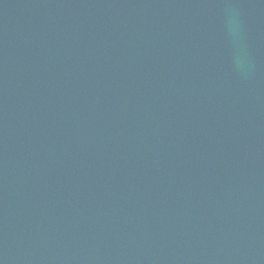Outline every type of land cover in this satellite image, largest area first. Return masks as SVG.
Returning <instances> with one entry per match:
<instances>
[{"label": "water", "instance_id": "water-1", "mask_svg": "<svg viewBox=\"0 0 264 264\" xmlns=\"http://www.w3.org/2000/svg\"><path fill=\"white\" fill-rule=\"evenodd\" d=\"M0 264H264V0H0Z\"/></svg>", "mask_w": 264, "mask_h": 264}, {"label": "clouds", "instance_id": "clouds-1", "mask_svg": "<svg viewBox=\"0 0 264 264\" xmlns=\"http://www.w3.org/2000/svg\"><path fill=\"white\" fill-rule=\"evenodd\" d=\"M225 15L228 35L231 37L236 46V51L233 58L234 64L239 71L244 72L247 69V58L243 50L240 48L241 25L238 14L234 8L228 6L226 7Z\"/></svg>", "mask_w": 264, "mask_h": 264}]
</instances>
